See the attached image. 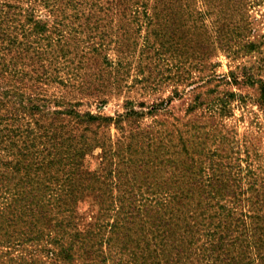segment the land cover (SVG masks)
<instances>
[{
	"label": "rangeland",
	"instance_id": "374dc122",
	"mask_svg": "<svg viewBox=\"0 0 264 264\" xmlns=\"http://www.w3.org/2000/svg\"><path fill=\"white\" fill-rule=\"evenodd\" d=\"M0 10V118L2 113L22 116L27 121L22 123L29 124L23 107L35 96L43 108L71 103L80 112L111 116L125 111L126 102L139 109V102L168 99L166 108L154 115L125 123L128 128L139 125L147 136L128 149L145 161L133 181L144 205L159 192L162 140L177 146L181 156L187 143L185 148L201 159L206 174L220 169L222 177L230 179L225 200L184 205L195 229L182 251L167 255V247L158 245L155 254L151 251L158 240H148L134 248H143L145 254L137 261L264 264V107L257 85L232 83L233 77L243 79L245 71L264 77V0H0ZM27 11L35 14L42 29ZM4 128L0 121V134ZM91 130L96 134L86 135L93 148L83 164L107 182L80 194L71 204L73 210L63 215L66 224L55 227L53 234L64 231V240L70 241L75 229L84 231L90 225L96 234L86 246L75 245L73 258H65L49 255L53 246L45 235L27 240L20 235V224L11 225L0 236V262L124 264L127 252H118L122 244L113 236L120 231L113 209L130 197L132 180L119 183L117 168L107 163V174L102 172L101 148L94 146L103 134L115 142L119 131ZM146 206V212L134 213L132 222L148 231V218L141 215H150L149 209L157 206L154 201ZM222 207L226 209L219 215ZM182 218L175 228L183 224ZM168 232L170 238L178 236L171 228ZM160 243L168 245L170 239Z\"/></svg>",
	"mask_w": 264,
	"mask_h": 264
},
{
	"label": "trees",
	"instance_id": "16d2710c",
	"mask_svg": "<svg viewBox=\"0 0 264 264\" xmlns=\"http://www.w3.org/2000/svg\"><path fill=\"white\" fill-rule=\"evenodd\" d=\"M27 12L30 21L35 25L38 24L37 27L42 29L44 26L34 18L35 14L31 11ZM244 73L243 79L238 81L233 77L232 83L257 85L259 103L264 107V77L255 78L247 71ZM0 97L3 95L0 94ZM35 98L29 100L23 108L28 110L30 122L36 127H27L31 124L29 121V124H23L22 121H27L22 116L13 118L2 113L4 118H0L5 127L4 132L0 134V236H5L11 225L20 224L23 227L22 231L25 230V236L22 235V231L20 235L27 240L37 239L41 235L46 236V243L53 246L48 249L49 255L73 258V249L75 252L78 251L75 245L86 246V241L91 240V236L96 234L91 229L92 225L90 229L86 228L84 231L75 229L70 241L64 240V231L58 230L57 234H53L55 227L60 228L66 224L68 220H64L63 215L73 210L71 204L80 194L88 189H96V184L99 182L105 184L106 177H103V174L93 172L83 164L85 156L93 148L86 132L96 134L91 130V126L104 129L114 127L119 131L120 137L115 142L103 134V138L98 137L94 146L101 148L102 172L107 174L104 167L107 163L111 167L115 166V170L117 168L115 178L119 183H123V179L128 182L132 180L130 197L122 204H115L116 209H113L116 216L114 222L118 223L120 230L114 232L113 236L115 242L122 244V250L118 252H127L124 264H145V260L137 261L139 255L140 257L145 255L143 248L139 250L134 248H139V244L148 240H158L155 249L151 251L155 254L157 247L160 250V246L167 247L165 252L167 255H170V250L182 251V247L190 241L195 229L193 215H186L184 205L190 207L191 202L194 200L197 202L199 199L206 202H220L226 199L224 195L230 179L228 181L223 178L220 169L218 173L212 170L206 174L201 159H195L185 148L187 143L184 148L182 147L186 155L181 156L179 150L174 149L177 146L169 143V140L167 142L162 140L159 152L162 173L159 181H155L158 183L159 192L154 191L155 197L146 198L144 205L142 194L135 190H139L140 187L133 181L137 180L145 161L140 158L139 152L131 154L128 149L131 146L137 147L147 136L139 125L128 128L125 123L129 125L128 122L154 115L156 110L166 108L168 99L148 105L139 102V109H135L131 102H126L125 111L111 116L80 112L74 109L71 103L59 109H51L47 106L43 108L44 105L39 104V97L35 96ZM9 112L15 113L14 108ZM9 121H18V123L12 124ZM110 170L109 174H112L114 169ZM125 176L130 177L125 178ZM97 189L98 200L101 197L98 192L101 187ZM152 201L157 207L153 210L149 209L150 215H141L142 218H148L150 223V228L146 231L145 227L133 224L132 218L140 211L146 212V205ZM225 209L222 207L218 214L222 215ZM182 216L183 224L175 228L177 226L175 221H182ZM100 226L97 224V234L100 233ZM47 228H50L49 232L45 230ZM168 228L178 236L170 238L171 233L169 234ZM141 231L145 233L140 237ZM203 235L205 238L207 232L204 231ZM111 238L112 236H109L107 240ZM164 239H170V243L168 245L160 243ZM1 243L0 238V245Z\"/></svg>",
	"mask_w": 264,
	"mask_h": 264
}]
</instances>
